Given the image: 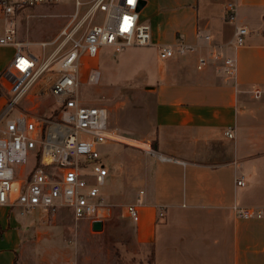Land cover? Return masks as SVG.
I'll return each instance as SVG.
<instances>
[{"label": "crops", "instance_id": "crops-1", "mask_svg": "<svg viewBox=\"0 0 264 264\" xmlns=\"http://www.w3.org/2000/svg\"><path fill=\"white\" fill-rule=\"evenodd\" d=\"M144 1L150 46L183 41L203 47L174 57L158 72L155 155L127 147L144 191L139 222L127 220L135 241L153 243L154 264H264V215L243 220L232 210L264 213V97H252L264 88V0ZM226 3L235 9L233 19L225 15ZM237 25L250 33L233 54L235 78L226 81L212 65L197 70L198 56L209 51L197 32L229 54L226 45ZM239 180L243 185H236ZM157 206L165 209L162 220L154 218ZM19 216L17 209L0 207V264H28L17 258L25 235Z\"/></svg>", "mask_w": 264, "mask_h": 264}, {"label": "built area", "instance_id": "built-area-1", "mask_svg": "<svg viewBox=\"0 0 264 264\" xmlns=\"http://www.w3.org/2000/svg\"><path fill=\"white\" fill-rule=\"evenodd\" d=\"M61 0H0V48H11L10 62L0 71V90L4 107L0 113V207L17 209L20 215L30 210H70L76 221H101L111 217V205L104 200L99 187L105 185L109 172L103 162L100 146L120 143L139 148L155 155L148 143L126 137L108 126L105 107L85 105L78 95L79 60L82 55L96 57L102 47L121 52L133 46H150L151 28L141 21L137 11L140 0H73L74 13L70 21L50 42L31 43L18 38L21 20H28L26 11L43 5H53ZM86 7L82 14L81 7ZM235 9L225 4V15L234 18ZM100 19L96 22V15ZM79 39L76 32L85 24ZM28 24V23H27ZM248 27H234L231 40L223 47L213 44L209 35L197 32L209 48L196 60V69L209 66L226 81L236 76L234 53L244 45L249 35ZM67 44L69 48L64 50ZM37 46L36 56L30 47ZM52 50L47 53L46 50ZM196 44L178 41L174 45L158 48L161 60L183 57L195 53ZM100 73L90 69L87 83H98ZM53 99L55 117L38 115L33 110H21L19 105L26 97ZM255 100L264 97V88L252 91ZM16 115H12L13 112ZM50 112V113H51ZM229 138L232 137L227 133ZM167 160L165 157H159ZM96 185V186H94ZM236 185H243L242 180ZM144 191H138L133 202L123 206L121 215L131 223L140 220L139 208ZM234 215L243 220L260 219L264 213L253 207L233 206ZM154 218L162 220L163 207H154Z\"/></svg>", "mask_w": 264, "mask_h": 264}, {"label": "rangeland", "instance_id": "rangeland-1", "mask_svg": "<svg viewBox=\"0 0 264 264\" xmlns=\"http://www.w3.org/2000/svg\"><path fill=\"white\" fill-rule=\"evenodd\" d=\"M85 9V6L81 7L79 13ZM148 9L146 4L140 11L141 21L149 18ZM74 10L73 0L29 9L26 13L30 17L27 22L22 18L17 36L34 44L50 42L68 24ZM99 19L100 14H97L95 21ZM86 24L74 35L76 40L82 36ZM70 46L67 44L64 50ZM30 50L40 57L39 47L31 46ZM51 50L52 47L46 52ZM12 52L11 48H0V71L10 62ZM173 58L161 60L157 49L152 46H133L121 52L102 47L94 58L82 55L79 60V99L85 105L105 107L111 129L126 137L148 141L151 148L155 135V79ZM90 69L100 73V79L94 85L87 83ZM3 107L0 90V113ZM19 108L46 116L53 108V99L50 96H29L21 101ZM127 147L135 148L112 142L100 146L105 167L109 173H114L113 178L108 177L105 185L99 187L104 200L112 207L111 217L103 222L101 231H92L88 220H74L66 208L48 212L39 209L26 211L19 216L25 235L17 251L18 259L28 264H154L153 243L135 241L134 226L121 215L123 206L133 202L134 193L143 188L141 178L131 170L129 152L132 150ZM114 155L116 157L112 159ZM120 165L122 171L118 169ZM118 186L126 188L118 190Z\"/></svg>", "mask_w": 264, "mask_h": 264}, {"label": "water", "instance_id": "water-1", "mask_svg": "<svg viewBox=\"0 0 264 264\" xmlns=\"http://www.w3.org/2000/svg\"><path fill=\"white\" fill-rule=\"evenodd\" d=\"M145 5V1L144 0H140L139 4L137 6V11L141 10V8ZM103 226V223L101 221H93L91 222V229L94 232H99L101 231Z\"/></svg>", "mask_w": 264, "mask_h": 264}, {"label": "trees", "instance_id": "trees-1", "mask_svg": "<svg viewBox=\"0 0 264 264\" xmlns=\"http://www.w3.org/2000/svg\"><path fill=\"white\" fill-rule=\"evenodd\" d=\"M58 111L57 110H53L51 113H50V117H55L57 115ZM151 148L152 150H155V143H151Z\"/></svg>", "mask_w": 264, "mask_h": 264}]
</instances>
